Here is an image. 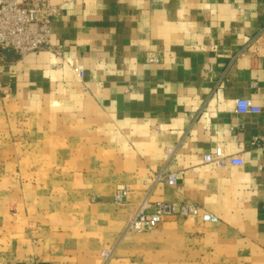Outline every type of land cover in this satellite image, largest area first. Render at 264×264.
I'll return each mask as SVG.
<instances>
[{"label":"crops","instance_id":"1","mask_svg":"<svg viewBox=\"0 0 264 264\" xmlns=\"http://www.w3.org/2000/svg\"><path fill=\"white\" fill-rule=\"evenodd\" d=\"M51 3L62 53L0 56V105L72 121L115 171L91 221L63 224L61 241L0 250V264H264V0ZM237 98L259 111L237 113ZM219 146L227 164L206 163ZM159 172L176 183L151 186ZM119 184L132 188L123 204ZM144 199L218 220L171 216L127 231Z\"/></svg>","mask_w":264,"mask_h":264},{"label":"rangeland","instance_id":"2","mask_svg":"<svg viewBox=\"0 0 264 264\" xmlns=\"http://www.w3.org/2000/svg\"><path fill=\"white\" fill-rule=\"evenodd\" d=\"M14 112L23 111L0 105V250L61 241L67 234L55 230L63 224L91 221L97 202L110 192L108 176L115 171L108 166L110 156L85 142L72 121L53 119L45 111L31 118ZM120 187L132 191L129 184H119L113 199ZM81 209L86 216H77Z\"/></svg>","mask_w":264,"mask_h":264},{"label":"built area","instance_id":"3","mask_svg":"<svg viewBox=\"0 0 264 264\" xmlns=\"http://www.w3.org/2000/svg\"><path fill=\"white\" fill-rule=\"evenodd\" d=\"M59 8L51 0H0V56L7 53L23 56L30 52L49 49L56 54L62 53V47L55 45L51 37V18ZM149 62H158L156 56H150ZM237 113H251L259 111L250 98L235 100ZM206 163L217 167L227 164L222 147H216L211 153L203 156ZM154 182H166L169 185L176 183L175 173L159 172L154 176ZM131 190L129 187H120L114 195V202L124 203ZM171 216L199 217L204 222H217L216 215L201 210L191 203L171 201H151L144 199L140 203L134 216L127 224V231H144L157 226L163 219ZM103 255L108 257L109 251Z\"/></svg>","mask_w":264,"mask_h":264},{"label":"water","instance_id":"4","mask_svg":"<svg viewBox=\"0 0 264 264\" xmlns=\"http://www.w3.org/2000/svg\"><path fill=\"white\" fill-rule=\"evenodd\" d=\"M7 54H10V53H7Z\"/></svg>","mask_w":264,"mask_h":264}]
</instances>
